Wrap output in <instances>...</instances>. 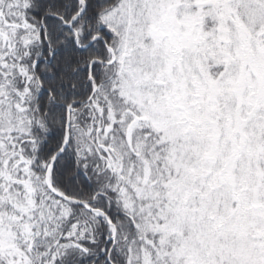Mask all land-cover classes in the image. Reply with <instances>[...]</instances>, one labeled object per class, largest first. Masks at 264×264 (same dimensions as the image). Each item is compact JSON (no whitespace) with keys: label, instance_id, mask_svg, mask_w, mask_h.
Listing matches in <instances>:
<instances>
[{"label":"snow or ice","instance_id":"6c2138e0","mask_svg":"<svg viewBox=\"0 0 264 264\" xmlns=\"http://www.w3.org/2000/svg\"><path fill=\"white\" fill-rule=\"evenodd\" d=\"M0 264H264V0H0Z\"/></svg>","mask_w":264,"mask_h":264}]
</instances>
